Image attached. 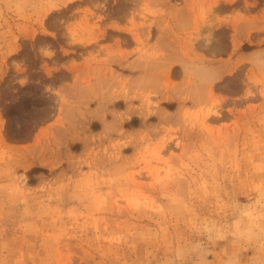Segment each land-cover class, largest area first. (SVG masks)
Masks as SVG:
<instances>
[{"label": "rangeland", "instance_id": "1", "mask_svg": "<svg viewBox=\"0 0 264 264\" xmlns=\"http://www.w3.org/2000/svg\"><path fill=\"white\" fill-rule=\"evenodd\" d=\"M0 264H264V0H0Z\"/></svg>", "mask_w": 264, "mask_h": 264}]
</instances>
